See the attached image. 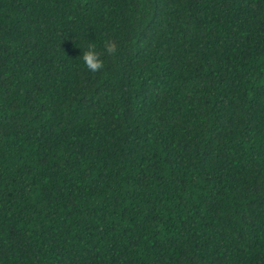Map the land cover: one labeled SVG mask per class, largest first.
<instances>
[{
    "label": "trees",
    "instance_id": "16d2710c",
    "mask_svg": "<svg viewBox=\"0 0 264 264\" xmlns=\"http://www.w3.org/2000/svg\"><path fill=\"white\" fill-rule=\"evenodd\" d=\"M0 264H264V0H0Z\"/></svg>",
    "mask_w": 264,
    "mask_h": 264
},
{
    "label": "clouds",
    "instance_id": "9594fccd",
    "mask_svg": "<svg viewBox=\"0 0 264 264\" xmlns=\"http://www.w3.org/2000/svg\"><path fill=\"white\" fill-rule=\"evenodd\" d=\"M105 52L109 55H114L118 50V45L114 40H108L104 45ZM83 61L87 69L93 73L99 72L104 67V61L101 59V53L96 50L94 44H90L86 51L83 50Z\"/></svg>",
    "mask_w": 264,
    "mask_h": 264
}]
</instances>
